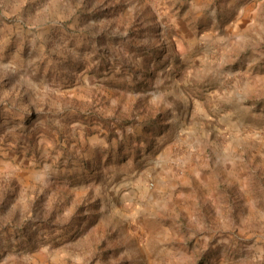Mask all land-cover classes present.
<instances>
[{"label":"rangeland","instance_id":"obj_1","mask_svg":"<svg viewBox=\"0 0 264 264\" xmlns=\"http://www.w3.org/2000/svg\"><path fill=\"white\" fill-rule=\"evenodd\" d=\"M0 264H264V0H0Z\"/></svg>","mask_w":264,"mask_h":264}]
</instances>
